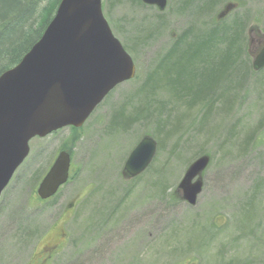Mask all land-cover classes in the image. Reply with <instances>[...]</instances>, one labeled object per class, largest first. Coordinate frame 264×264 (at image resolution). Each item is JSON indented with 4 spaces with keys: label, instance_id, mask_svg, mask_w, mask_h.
<instances>
[{
    "label": "rangeland",
    "instance_id": "rangeland-1",
    "mask_svg": "<svg viewBox=\"0 0 264 264\" xmlns=\"http://www.w3.org/2000/svg\"><path fill=\"white\" fill-rule=\"evenodd\" d=\"M183 1L168 0L160 12L138 0H102L136 76L117 86L82 127L31 140L0 200V264H264V69L254 71L249 54L264 44V0H231L240 4L223 18L230 25L246 21L244 49L232 68L247 72L240 85L234 73L225 75L232 80L219 74L210 98L198 94L202 106L181 115L164 144L149 115L156 99L168 100L162 89L146 91L149 119L122 127L114 122L119 111L117 119L126 121L141 99L145 103L142 86L176 41L190 42L211 28L214 12L230 0H211L202 10L207 0L187 7ZM144 135L158 141L157 154L146 172L127 179L125 161ZM61 150L71 155V177L41 201L37 187ZM203 154L211 159L191 205L176 189Z\"/></svg>",
    "mask_w": 264,
    "mask_h": 264
},
{
    "label": "water",
    "instance_id": "water-1",
    "mask_svg": "<svg viewBox=\"0 0 264 264\" xmlns=\"http://www.w3.org/2000/svg\"><path fill=\"white\" fill-rule=\"evenodd\" d=\"M167 7V0H141ZM239 3L230 1L217 14L225 18ZM253 69L264 68V47L253 56ZM136 66L103 15L102 0H61L41 37L12 68L0 74V199L30 152L34 137L64 127H81L119 84L135 77ZM158 143L145 135L123 167L132 179L151 165ZM210 162L194 160L179 183L182 199L195 205L203 190L202 173ZM70 154L61 151L38 186L43 200L69 179Z\"/></svg>",
    "mask_w": 264,
    "mask_h": 264
},
{
    "label": "trees",
    "instance_id": "trees-1",
    "mask_svg": "<svg viewBox=\"0 0 264 264\" xmlns=\"http://www.w3.org/2000/svg\"><path fill=\"white\" fill-rule=\"evenodd\" d=\"M60 1L0 0V74L16 65L41 37ZM190 2L191 0H184L182 6L187 7ZM211 2L207 0L199 9L205 8L206 3L208 7L211 6ZM217 14L218 11L214 12L212 17L213 26L205 32H199V36L193 37L192 41L188 42L187 38L182 37L176 41V45L160 60L143 84L145 103L141 99L139 107L126 121L120 119L124 113L119 111L114 121L116 124L118 122L122 127L130 125L131 121L148 118L145 113H148L147 109L151 105L147 102L150 94L146 91L156 93V90L162 89L168 94V100L156 99L149 115H155L154 136L160 144H164L179 129L182 123L180 116H185L187 112L202 106L196 104L197 95L206 91L205 94L210 98L213 80L217 79L219 74L225 80H232L231 76L226 78L225 75L228 71L236 72L232 68L244 49L240 42L246 21L236 18L230 25L226 20L218 22ZM218 45H222V48ZM246 73H234L236 87L245 79ZM160 80L166 81L167 88L165 85H159ZM201 83L202 87L199 86ZM225 87L227 86L223 85L222 88ZM182 107L187 111L181 112L179 109ZM119 113L121 117L117 119ZM174 118L177 122L175 124L172 123ZM176 192L179 194L178 188Z\"/></svg>",
    "mask_w": 264,
    "mask_h": 264
}]
</instances>
